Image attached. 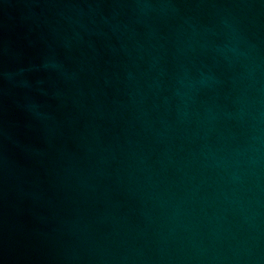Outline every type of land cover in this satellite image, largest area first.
<instances>
[{
    "label": "water",
    "instance_id": "obj_1",
    "mask_svg": "<svg viewBox=\"0 0 264 264\" xmlns=\"http://www.w3.org/2000/svg\"><path fill=\"white\" fill-rule=\"evenodd\" d=\"M0 264H264V0H0Z\"/></svg>",
    "mask_w": 264,
    "mask_h": 264
}]
</instances>
